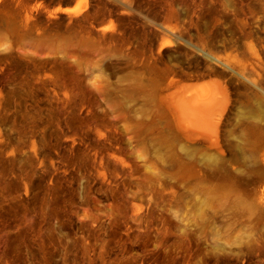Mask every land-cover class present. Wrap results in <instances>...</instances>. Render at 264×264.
Here are the masks:
<instances>
[{
    "label": "rangeland",
    "instance_id": "obj_1",
    "mask_svg": "<svg viewBox=\"0 0 264 264\" xmlns=\"http://www.w3.org/2000/svg\"><path fill=\"white\" fill-rule=\"evenodd\" d=\"M0 264H264V0H0Z\"/></svg>",
    "mask_w": 264,
    "mask_h": 264
}]
</instances>
